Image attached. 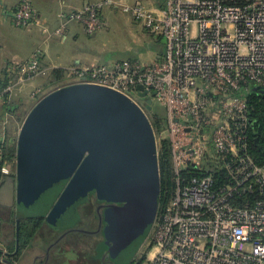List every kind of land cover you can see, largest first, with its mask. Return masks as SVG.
<instances>
[{
  "label": "built area",
  "instance_id": "2783aa9c",
  "mask_svg": "<svg viewBox=\"0 0 264 264\" xmlns=\"http://www.w3.org/2000/svg\"><path fill=\"white\" fill-rule=\"evenodd\" d=\"M110 8L164 41L156 60L72 69L77 84L126 96L150 124L147 100L165 113L161 130L152 129L157 161L167 143L172 189L158 204L138 264H264V160L249 155L256 120L247 101L251 88L264 87V0H163L158 9L89 0L60 14L50 35L60 38L78 22L94 36ZM11 22L19 29L39 25L28 0ZM45 71L40 52L9 66L13 79L0 85V105ZM0 251V264H7V251Z\"/></svg>",
  "mask_w": 264,
  "mask_h": 264
},
{
  "label": "water",
  "instance_id": "95a60500",
  "mask_svg": "<svg viewBox=\"0 0 264 264\" xmlns=\"http://www.w3.org/2000/svg\"><path fill=\"white\" fill-rule=\"evenodd\" d=\"M151 106L147 100L146 110ZM159 185L155 137L147 116L109 88L72 84L56 89L33 106L20 127L17 210L29 219L43 216L47 224L63 227L75 222L77 206L95 193L107 203L104 241L97 254L111 264H129L137 255L157 212ZM47 203L51 205L45 215H34Z\"/></svg>",
  "mask_w": 264,
  "mask_h": 264
},
{
  "label": "crops",
  "instance_id": "0c3cea01",
  "mask_svg": "<svg viewBox=\"0 0 264 264\" xmlns=\"http://www.w3.org/2000/svg\"><path fill=\"white\" fill-rule=\"evenodd\" d=\"M20 1L0 0V83L13 79L8 72L9 66L29 61L35 52H40L41 64L46 71L44 75L28 82L19 93H16L10 100V105L21 104L22 102H30L35 105L34 102L36 100L38 102L46 94L64 86L77 84L72 76V69L74 68L111 65L120 61L156 60L163 55L164 41L162 37L148 31L149 38L145 40L140 38L133 45L114 42L113 38L109 40L104 31L98 32L94 36H88L78 22L68 24L65 33L60 38L50 35L59 26L60 14L79 10L89 0H28L37 14L39 25L27 30L16 28L12 25L11 15ZM116 1L124 5L135 2L140 5L138 0ZM144 1L150 5L151 8L149 9L163 7V0ZM116 14L122 16L117 18L118 23L126 21L119 8L105 9L102 18L109 23L112 18L117 17ZM54 71L62 73L58 82H53L52 73ZM37 91L40 94L33 96ZM7 117L10 115L4 116L3 122L9 119ZM2 138L3 136L0 135V141ZM14 154L16 158V147ZM4 171L5 169L0 172V181L2 182L0 196L3 197L5 190L4 198L6 197L8 201L10 199L8 194L10 193L11 196L13 192L15 200V176L14 180L4 177ZM7 189H10V192ZM12 200L10 199V201ZM4 202L6 203L4 200L2 204ZM15 210H17L16 205ZM26 219L29 218L26 217ZM73 224L63 227L49 225L42 216L40 229L31 237L29 242L20 247L16 239L10 260H13L14 264H92L85 259H79L78 255H92L93 249L79 246L74 241H69L68 235H62L63 230L70 228ZM57 237L62 239L61 242L55 241ZM47 243L51 246L48 249L49 253L46 254L44 244ZM61 256L65 257L63 261L59 258Z\"/></svg>",
  "mask_w": 264,
  "mask_h": 264
},
{
  "label": "rangeland",
  "instance_id": "374dc122",
  "mask_svg": "<svg viewBox=\"0 0 264 264\" xmlns=\"http://www.w3.org/2000/svg\"><path fill=\"white\" fill-rule=\"evenodd\" d=\"M139 4L143 7L146 8H151L149 7L148 3H145L144 0H138ZM138 2L132 3V4H127V5H137ZM120 12V11H119ZM123 14V13H122ZM37 15V14H36ZM125 22H120L117 21V18H120L119 14H116L114 17L111 19V22H107L105 19V26L101 31L105 32V35H107V38L111 40L112 38L114 39V42H119V43H125L129 45H133L136 43L137 40H142L149 38V33L147 32L146 29L143 28V25L139 22L134 21L132 18H130L128 15H125ZM38 18V17H37ZM39 20V19H38ZM33 26H30L27 29H31ZM99 31V32H101ZM24 88V87H23ZM37 102V100H36ZM36 102H34L36 104ZM16 108H13V111L11 112L10 117H7L5 122H0V135L3 136V144L8 145V149L10 146L16 147V142H17V135L18 131L22 125L23 120L25 117L28 115V113L31 111L33 108L32 106L33 103L30 102H22L21 104L17 103ZM156 106V105H152ZM147 111V110H146ZM148 116L152 119L151 113L147 112ZM16 158L15 154L12 156V158L7 159V161L3 160V166L0 168V172L4 171L5 175L4 177L11 178V180H14L15 176V167H16ZM1 185V184H0ZM9 186V184H8ZM13 187V186H12ZM8 190V189H7ZM3 190L1 191V193ZM10 192V189L8 190ZM10 199H13L10 201V199L7 201L5 196V190L3 193V197L0 196V249H3L4 253L9 252L7 248L13 249L14 245L16 244V226H17V221L14 219V212H15V200H14V195L13 192L10 196V193L8 194ZM55 196V195H54ZM54 196L51 201H54ZM6 201L2 204V201ZM6 205V206H5ZM51 204L48 203L40 209L38 214L34 215H45V212L47 209L50 207ZM48 207V208H47ZM4 258V260L7 262V264H12L13 262L10 260L11 259V253ZM138 256V255H137ZM137 256L136 261H137ZM62 261L65 259L64 256L59 257Z\"/></svg>",
  "mask_w": 264,
  "mask_h": 264
},
{
  "label": "trees",
  "instance_id": "16d2710c",
  "mask_svg": "<svg viewBox=\"0 0 264 264\" xmlns=\"http://www.w3.org/2000/svg\"><path fill=\"white\" fill-rule=\"evenodd\" d=\"M61 77L62 73L60 71H54L52 73L53 82L60 81ZM7 82V80L5 82H1L0 85H6ZM247 101L250 109L252 110L251 117L256 120V127L253 130L252 136H250L249 138V155L257 162L262 163L264 160V87L251 88L247 95ZM12 106L13 105H10V103L7 102L5 104L0 105V122H3L4 116L11 114V112L13 111ZM150 110L152 116L151 125L152 128L157 132L161 130V125L164 122L165 113L157 106H151ZM0 146L2 150V160L0 161L1 168V166H3V160L7 161V159L12 158L15 153V147L10 146V148L8 149V145L3 144V138ZM157 162L160 171L158 204H163L167 201L172 189L169 150L166 142L162 143V151L159 157V161ZM1 183L2 182L0 181V184ZM13 216L15 221H17V229L15 228L17 230L16 239L18 240V244L20 245V247H23L27 242H29L31 237H33V235L40 229V226L42 224V217L36 219H26L25 215L18 210H15ZM7 249L9 251L7 252V254L12 253L14 250V248ZM1 254L2 253L0 251V258ZM138 263L139 261H135L133 264Z\"/></svg>",
  "mask_w": 264,
  "mask_h": 264
},
{
  "label": "flooded vegetation",
  "instance_id": "af4514ba",
  "mask_svg": "<svg viewBox=\"0 0 264 264\" xmlns=\"http://www.w3.org/2000/svg\"><path fill=\"white\" fill-rule=\"evenodd\" d=\"M60 192L61 189L57 192L54 201ZM106 208V202L99 201L95 193L90 194L87 202L77 206V217L74 224L62 232V235H68L69 241L71 240L79 244V246L93 249L92 255H78L79 259H85L92 264H111L109 260H102L97 254L98 247L104 241L102 236V213ZM61 240L60 237H57L55 241L61 242ZM47 244H44L46 254L47 252L49 253L48 249L51 246L49 243ZM135 261L136 257L129 264H133Z\"/></svg>",
  "mask_w": 264,
  "mask_h": 264
}]
</instances>
